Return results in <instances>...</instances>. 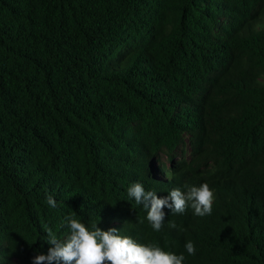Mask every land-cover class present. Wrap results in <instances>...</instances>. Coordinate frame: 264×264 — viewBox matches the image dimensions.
I'll list each match as a JSON object with an SVG mask.
<instances>
[{
	"label": "trees",
	"instance_id": "obj_1",
	"mask_svg": "<svg viewBox=\"0 0 264 264\" xmlns=\"http://www.w3.org/2000/svg\"><path fill=\"white\" fill-rule=\"evenodd\" d=\"M136 182L207 183L212 214L164 209L157 232ZM69 216L183 264H264V0H0V264Z\"/></svg>",
	"mask_w": 264,
	"mask_h": 264
},
{
	"label": "clouds",
	"instance_id": "obj_2",
	"mask_svg": "<svg viewBox=\"0 0 264 264\" xmlns=\"http://www.w3.org/2000/svg\"><path fill=\"white\" fill-rule=\"evenodd\" d=\"M129 198H134L137 205H143L147 210V220L153 230L159 232L165 221L164 209L171 213L183 214L186 208L194 210L199 217L211 215L214 193L207 183L199 187H190L186 192L172 189L166 197L158 198L155 191H146L143 184L133 183L127 190ZM47 203L56 207V201L51 195ZM70 230L68 237L61 241L49 228L47 243L53 245L46 255L38 254L32 258V264H183L185 256L165 252L157 245H141L131 237H121L116 228L102 230L93 224L91 229L79 219L71 216L65 218ZM176 228L175 223H170ZM189 255H195L193 242L185 244Z\"/></svg>",
	"mask_w": 264,
	"mask_h": 264
},
{
	"label": "rangeland",
	"instance_id": "obj_3",
	"mask_svg": "<svg viewBox=\"0 0 264 264\" xmlns=\"http://www.w3.org/2000/svg\"><path fill=\"white\" fill-rule=\"evenodd\" d=\"M159 160L162 161V162H164V155L163 154H160L159 155Z\"/></svg>",
	"mask_w": 264,
	"mask_h": 264
}]
</instances>
